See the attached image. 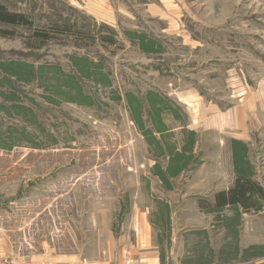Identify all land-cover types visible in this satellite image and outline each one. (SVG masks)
Masks as SVG:
<instances>
[{"label": "rangeland", "instance_id": "rangeland-1", "mask_svg": "<svg viewBox=\"0 0 264 264\" xmlns=\"http://www.w3.org/2000/svg\"><path fill=\"white\" fill-rule=\"evenodd\" d=\"M3 1L38 25L103 26L117 41L78 47L58 35L30 49L0 37V208L22 186L30 216L54 187L75 186L86 212L150 210L162 264L171 250L169 264H196L202 220L235 255L225 264H264V199L250 210L203 206L237 178L264 189V0H110L129 8H115L117 31L79 0ZM226 109L238 110L236 123ZM170 217L187 230L174 245ZM14 257L24 256L0 259Z\"/></svg>", "mask_w": 264, "mask_h": 264}, {"label": "crops", "instance_id": "crops-1", "mask_svg": "<svg viewBox=\"0 0 264 264\" xmlns=\"http://www.w3.org/2000/svg\"><path fill=\"white\" fill-rule=\"evenodd\" d=\"M79 1H82L80 5L84 6L88 14L111 25L115 30L118 25L115 10L118 9V12L123 14L129 13V8L124 6H117L115 9L110 4V0ZM185 107L186 113L190 117L189 107ZM238 114L237 109H226L222 118L225 121L236 123ZM225 125H227L225 129L229 130L230 125L226 122ZM207 127L208 125L204 128ZM186 128L198 131L195 126L191 125L190 127L189 124L186 125ZM179 129L182 130L183 127L180 126ZM176 130L178 128H173L171 131L176 132ZM54 188L57 194L52 200L44 202L42 209L30 216H28L29 214L23 216V212L25 213L27 208V201L23 197L25 189L22 186L18 190L21 195L14 199L10 198L4 203V207L0 208V257L48 258L55 264H125L123 259L128 253L133 256L131 257L132 264H140L141 248L145 247V250L148 248V252L144 253L147 263L162 264V256L158 252L154 236L153 220L149 215L150 210L140 212L134 209L131 215L126 214V210H124L118 217H115L110 210L105 215L103 210H100L99 214L86 212L79 204L75 186H68L64 190L58 189V186ZM85 196L84 201L93 200L92 196ZM108 199L109 196L104 197V200L108 201ZM110 199L114 200V197L111 196ZM115 202L120 201L117 199ZM200 203L203 202L200 201ZM215 203L214 198L211 202L212 209L223 207H217ZM61 207L64 208L65 215L59 212L58 208ZM120 207L121 211L125 208L122 204ZM170 220H172L170 240L174 245L177 240L178 242L182 241L181 238L184 237L187 230L174 226L177 223L175 218L170 217ZM198 224L196 228V235L199 236L196 245L198 251L196 264H225V261L231 263V257L234 256L233 259H235V255L224 252L226 244L222 245L220 242V234L212 233L211 235V230L205 228L203 220ZM176 231L180 234L179 237H174ZM217 239L219 240L217 241ZM171 253L167 255L165 264H169V258L175 259L173 250ZM186 254L187 256L192 255L190 251ZM248 254L243 253L244 256ZM182 256L184 255L181 254L180 257L182 258ZM262 259L261 257L260 262H263Z\"/></svg>", "mask_w": 264, "mask_h": 264}, {"label": "trees", "instance_id": "trees-1", "mask_svg": "<svg viewBox=\"0 0 264 264\" xmlns=\"http://www.w3.org/2000/svg\"><path fill=\"white\" fill-rule=\"evenodd\" d=\"M109 29L104 25V29ZM103 26L96 32L81 31L78 25L68 26L52 23L50 25H38L32 14L27 11L11 8L3 0H0V37L19 38L24 41L27 48L40 49L53 41L58 35L74 38L78 47H83V41L99 38L101 41L115 43L116 32L111 31V35H102ZM264 199V189L251 178H237L233 187L229 190L220 191L215 195V205H240L245 210L258 208L255 204V197ZM205 206L213 207L211 202L207 201Z\"/></svg>", "mask_w": 264, "mask_h": 264}, {"label": "built area", "instance_id": "built-area-1", "mask_svg": "<svg viewBox=\"0 0 264 264\" xmlns=\"http://www.w3.org/2000/svg\"><path fill=\"white\" fill-rule=\"evenodd\" d=\"M0 264H54V263L46 258L29 259L25 257H14L10 259H0Z\"/></svg>", "mask_w": 264, "mask_h": 264}]
</instances>
